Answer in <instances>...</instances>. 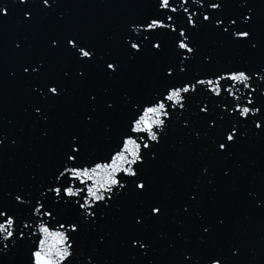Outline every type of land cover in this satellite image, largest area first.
I'll return each instance as SVG.
<instances>
[{
    "label": "snow or ice",
    "instance_id": "obj_1",
    "mask_svg": "<svg viewBox=\"0 0 264 264\" xmlns=\"http://www.w3.org/2000/svg\"><path fill=\"white\" fill-rule=\"evenodd\" d=\"M90 2L0 0L21 29L0 33V101L18 91L24 122L0 114V264H251L227 203L264 212V184L224 193L216 170L264 146V3L104 0L99 30L70 16Z\"/></svg>",
    "mask_w": 264,
    "mask_h": 264
},
{
    "label": "water",
    "instance_id": "obj_2",
    "mask_svg": "<svg viewBox=\"0 0 264 264\" xmlns=\"http://www.w3.org/2000/svg\"><path fill=\"white\" fill-rule=\"evenodd\" d=\"M264 3V0H258ZM120 11L106 4L104 0H91L87 5H77L70 10V16L73 19L93 18L97 21L99 30L108 28L118 19ZM99 34V33H98ZM21 100L19 92L11 89H5L3 100L0 101V114L5 118L4 126L7 128V119L15 117L16 125L19 127L23 124V117L20 112ZM25 129L27 125L24 124ZM28 142L27 135L25 143ZM245 166L241 172L235 177L224 180L219 177V169H217V180L220 183V191L232 194L234 192L233 185L238 189L256 187L259 188L264 184V146L259 139L254 140L245 148ZM21 167V159L19 153L15 149H4L3 153V169L4 176L7 180L10 177L20 178L19 169ZM221 204L219 199H210L209 207H217ZM233 215V230L239 235L246 247H256L257 256L254 260L245 256V260H251V264H264V251L259 254L261 236L264 235V212L255 210L243 200L242 197L233 194L227 203ZM247 215V219H245Z\"/></svg>",
    "mask_w": 264,
    "mask_h": 264
}]
</instances>
